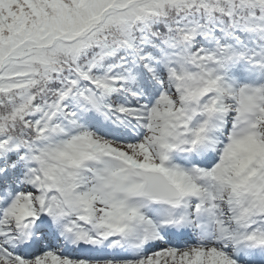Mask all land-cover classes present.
<instances>
[{
  "label": "snow or ice",
  "instance_id": "snow-or-ice-1",
  "mask_svg": "<svg viewBox=\"0 0 264 264\" xmlns=\"http://www.w3.org/2000/svg\"><path fill=\"white\" fill-rule=\"evenodd\" d=\"M0 264H264V0H0Z\"/></svg>",
  "mask_w": 264,
  "mask_h": 264
}]
</instances>
